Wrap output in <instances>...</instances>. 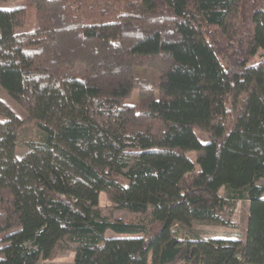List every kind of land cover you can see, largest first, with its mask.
<instances>
[{
  "label": "trees",
  "instance_id": "16d2710c",
  "mask_svg": "<svg viewBox=\"0 0 264 264\" xmlns=\"http://www.w3.org/2000/svg\"><path fill=\"white\" fill-rule=\"evenodd\" d=\"M27 1L30 30L25 5L0 6V86L27 112L0 100V264L62 247L70 264H264V0ZM101 192L139 216H105ZM228 199L249 202L241 241L194 231L225 225Z\"/></svg>",
  "mask_w": 264,
  "mask_h": 264
},
{
  "label": "rangeland",
  "instance_id": "374dc122",
  "mask_svg": "<svg viewBox=\"0 0 264 264\" xmlns=\"http://www.w3.org/2000/svg\"><path fill=\"white\" fill-rule=\"evenodd\" d=\"M78 1V0H77ZM27 0H6L5 5L0 4V6H15V5H25L27 7V20L25 24L18 28V31L30 30L33 27V9L30 8L27 4ZM32 15V16H31ZM137 74L141 78H146L149 81L153 80L156 76L151 69L141 67L137 70ZM137 97V89H134L132 95L127 99L128 102H135ZM0 100L4 102L16 115L20 118H25L27 112L23 107H21L17 102H15L5 91L4 88L0 86ZM21 137H31L34 136V125L32 121L26 120L24 124L19 129ZM203 134L200 133V139H203ZM25 149L17 146L15 148L16 156H22ZM189 156L194 159V154L190 153ZM260 183L264 184V179L260 180ZM220 194L225 196L226 190L224 187L220 189ZM98 205L101 209V212L109 217H122V218H134L139 216L138 213L125 210L123 208L117 207L112 203L103 192L99 194ZM248 200H226L223 209L221 211L222 216L226 220V224L222 225L214 222H205V223H193L192 228L194 231H197L198 234L203 238L208 239H224V240H238L241 241L245 235V227L248 216ZM189 236H192L193 233L187 232ZM73 260V252L67 248H60V251L51 259L44 260L42 262H52L54 264H70Z\"/></svg>",
  "mask_w": 264,
  "mask_h": 264
}]
</instances>
